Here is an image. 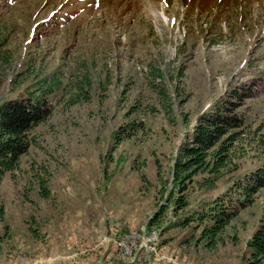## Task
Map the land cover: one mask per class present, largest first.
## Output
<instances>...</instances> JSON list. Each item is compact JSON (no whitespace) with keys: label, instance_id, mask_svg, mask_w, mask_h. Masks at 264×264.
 <instances>
[{"label":"rangeland","instance_id":"1","mask_svg":"<svg viewBox=\"0 0 264 264\" xmlns=\"http://www.w3.org/2000/svg\"><path fill=\"white\" fill-rule=\"evenodd\" d=\"M0 42V103L38 89L52 110L0 181V264H249L264 190L214 238L204 214L264 165V0H0ZM252 81L224 165L177 178Z\"/></svg>","mask_w":264,"mask_h":264},{"label":"trees","instance_id":"2","mask_svg":"<svg viewBox=\"0 0 264 264\" xmlns=\"http://www.w3.org/2000/svg\"><path fill=\"white\" fill-rule=\"evenodd\" d=\"M1 49L0 42V52ZM249 84L234 89L233 95L222 98L210 112L200 118L199 124L191 133L194 146L182 149L180 153L182 158L175 162L174 174L177 178L184 181L190 176H184L188 171L192 170L196 173L208 169V159L211 156L217 160L216 170L224 165L230 149L239 138L240 130L244 126V116L238 110L246 100L255 97L257 87L261 85L256 81ZM81 90H83L82 87ZM47 94L48 91L39 92L37 89L27 92L21 98L0 103V181L6 173L18 168L21 157L28 152L32 144L31 131L51 116L52 110ZM262 190H264V165L235 183L214 202L209 211L204 214V218L210 217L215 225L212 229H207L205 235L211 238L216 237L241 209L253 203L254 196ZM234 193L237 195L239 205L228 206L231 205ZM248 247L251 250L249 264H262L264 262V220L248 242Z\"/></svg>","mask_w":264,"mask_h":264}]
</instances>
